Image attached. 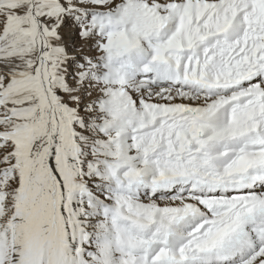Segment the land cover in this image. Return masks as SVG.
<instances>
[{"label":"snow or ice","instance_id":"6c2138e0","mask_svg":"<svg viewBox=\"0 0 264 264\" xmlns=\"http://www.w3.org/2000/svg\"><path fill=\"white\" fill-rule=\"evenodd\" d=\"M0 264H264V0H0Z\"/></svg>","mask_w":264,"mask_h":264}]
</instances>
